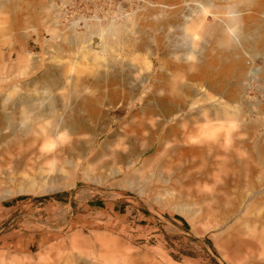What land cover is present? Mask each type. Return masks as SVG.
Listing matches in <instances>:
<instances>
[{"label": "rangeland", "instance_id": "374dc122", "mask_svg": "<svg viewBox=\"0 0 264 264\" xmlns=\"http://www.w3.org/2000/svg\"><path fill=\"white\" fill-rule=\"evenodd\" d=\"M109 24L129 28V42L100 52L97 35ZM60 69L58 108L31 128L45 148L61 140L71 149L53 167L44 162L41 177L17 171L16 151L5 155L0 166L15 167L16 181L0 178V264H264L255 238L264 234V0H0V105L8 94L47 92L45 78ZM75 69L86 70L84 81L70 90ZM133 85L129 96L111 94ZM153 95L184 100L167 121L193 131L191 164L208 177L200 191L149 175L125 187L129 151L123 161H94ZM202 124L217 141L208 133L198 144ZM86 168L95 170L91 181ZM28 173L52 189L4 196ZM114 201L126 215L97 207Z\"/></svg>", "mask_w": 264, "mask_h": 264}, {"label": "bare ground", "instance_id": "6f19581e", "mask_svg": "<svg viewBox=\"0 0 264 264\" xmlns=\"http://www.w3.org/2000/svg\"><path fill=\"white\" fill-rule=\"evenodd\" d=\"M201 5L208 6L209 3L205 1L204 3L202 2ZM112 25L113 24H109V26L103 30V34L97 35L98 37L102 38V46L99 48L100 52L105 51L106 53V51H109L110 45H117L119 43L127 45L129 42L128 37L129 33L131 32L130 29L126 26L124 28L118 29L116 27H113ZM71 43H73V41H71ZM88 55H90L89 52H86V54L83 53L81 57L86 58ZM69 70L71 71V68H68V72L70 73ZM85 71L77 72V69H75V76L66 74V77H68L66 78L67 82L65 83L68 84V80H70L69 86H67L71 87L70 90L84 81V78L79 75L84 73ZM92 73L93 71H89L86 75H92ZM61 75L64 76L63 69L49 74L44 80L43 87V89H46L47 92L39 93V96L37 98L20 96L15 99H11V95L8 94L7 99L2 101L1 104L3 105L4 109V105H6L5 102L8 103L9 101L7 100H11V102L8 103V107L6 106L7 108L11 109V112L9 111L10 113L8 112V114L5 113L6 115H0V134H2L3 130L7 129L9 130L10 134H14L16 138L13 142L8 144L0 135V164L5 160V155L7 154V152L9 153L10 150H13L16 151L18 157L17 164L15 165L17 171L18 169H21L22 172H25L27 170H34L35 172H39V176L41 177L42 173H44V168H47L42 167L44 166V162L50 161L53 167V165L61 160L62 157L65 156V154L71 149L69 145L65 144L64 141L61 140H59L60 142H58V140H53L49 148H45L42 137L33 135L35 134V130L31 128L32 124L38 123V120L53 114L57 110L60 100L58 96H56V92L62 89L60 82ZM128 75V72L121 74L122 80H125ZM122 86L123 85H121V87ZM181 89H184L185 91L190 90V88L187 86H183ZM118 91H120V94L122 95L124 94L125 96H129L136 91V87L134 85L129 88L124 87V91L122 89H115L114 92H111L112 96H119ZM149 99L151 100V97ZM45 100H47V102H45ZM179 103L180 105H182L184 103V100L178 97L168 98L157 97L156 95H153L152 101L140 105L139 107H137L136 111L133 114H130V116L128 117L130 119L125 120V122L127 120H130L128 124L122 123L123 125L119 127L118 138L116 137L113 141L109 140L108 137L104 139L101 145L105 149L107 148L109 150L107 152L105 151L106 153L103 154H95L93 157L94 161L100 162L102 157H107L109 159L108 163L106 162L105 164L113 163L115 161H123L126 160L125 156L129 151L132 156L131 159L126 162V165L131 170H133V172L131 174L127 173L125 175V187L131 186V184H133L138 178H143L144 175H149L148 177H150V179L154 178L157 181H168L172 189L180 190L187 188L190 185H196V189L200 191V186L208 177L206 178L207 171L205 173H202L200 170L196 168L194 169V165L191 164L192 160H190V157L194 152V150L191 148V146H194L191 141V135L193 131L189 130L185 122L172 124L171 120L167 121L175 112L173 111V108L178 107ZM127 106L129 107V104ZM123 107L127 108L124 105ZM126 125L128 127H125ZM208 128L209 127H205V125L202 124L199 125V127L197 126V128L195 129L196 137L199 138L198 144L203 142V140L205 139V135H207L208 133L210 134V137L216 139V141L218 140L215 131L212 130L210 132ZM28 132L31 133V136L28 135ZM99 136L100 134L96 135L93 142L89 145L88 150H90L95 142H97ZM127 143L130 144L129 147L126 146ZM188 145L190 148H187ZM151 148H153V151L146 157H143L144 153ZM12 161H14V159ZM139 163H141L140 167L135 170V166ZM12 168L14 170L15 167ZM0 169V178L1 175H7V178L11 182L16 181V179L14 180L13 176L10 175L11 169L10 171H6L5 173L3 172L2 166H0ZM92 170L91 168L90 170L86 168L83 171L82 176L85 181L92 180L91 175L95 171ZM118 172L121 171H114L112 175H115ZM39 176L37 177V175L34 174L32 176H29V173L28 176L24 175L21 179L22 181H20L18 184L16 183L17 185H15V189L6 191L4 196L21 194L32 196L44 195L49 191V189L52 188L48 189V180L44 181V179L39 178ZM145 179L144 181L147 180ZM3 180H5L4 177ZM10 185L13 184L10 183ZM141 185L143 184L141 183ZM137 192L139 191L137 190ZM158 199L156 198V200ZM253 231H255V228L253 229ZM255 238L259 248L261 249V252H264V234L261 233L260 236H255ZM246 245L254 248L255 242L249 241L246 243Z\"/></svg>", "mask_w": 264, "mask_h": 264}, {"label": "crops", "instance_id": "0c3cea01", "mask_svg": "<svg viewBox=\"0 0 264 264\" xmlns=\"http://www.w3.org/2000/svg\"><path fill=\"white\" fill-rule=\"evenodd\" d=\"M109 205V206H108ZM99 209H108L111 211V209L113 210V212L115 213H123V211H125L123 214H127V206L123 205V204H119L117 201H114L112 203H98L97 206ZM138 217V219L142 220V221H146V217L144 214L138 213L136 215Z\"/></svg>", "mask_w": 264, "mask_h": 264}]
</instances>
